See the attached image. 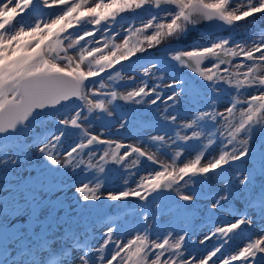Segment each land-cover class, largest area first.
Wrapping results in <instances>:
<instances>
[{
  "label": "snow or ice",
  "instance_id": "1",
  "mask_svg": "<svg viewBox=\"0 0 264 264\" xmlns=\"http://www.w3.org/2000/svg\"><path fill=\"white\" fill-rule=\"evenodd\" d=\"M257 16L0 0V264H264Z\"/></svg>",
  "mask_w": 264,
  "mask_h": 264
},
{
  "label": "trees",
  "instance_id": "2",
  "mask_svg": "<svg viewBox=\"0 0 264 264\" xmlns=\"http://www.w3.org/2000/svg\"><path fill=\"white\" fill-rule=\"evenodd\" d=\"M241 24L242 25H245L246 26V28L248 29V30H250L251 32H254L255 30H256V26L258 25V26H260V27H264V20H262L259 16H257V18L255 19V21H253V20H251V19H249L248 21H247V23L245 24V22H241ZM243 31H244V28H241V30H240V33L241 34H239V35H236V38L237 39H241L242 38V33H243ZM199 34V33H198ZM224 34L225 35H227V32H224ZM200 35V34H199ZM207 35V33H204V34H202V35H200V36H206ZM191 38H195V36L194 37H190V39Z\"/></svg>",
  "mask_w": 264,
  "mask_h": 264
},
{
  "label": "rangeland",
  "instance_id": "3",
  "mask_svg": "<svg viewBox=\"0 0 264 264\" xmlns=\"http://www.w3.org/2000/svg\"><path fill=\"white\" fill-rule=\"evenodd\" d=\"M125 135H128V134L125 133ZM129 142H132V141H129ZM120 183H121L120 174L118 172H114L112 174L111 178H110V183H109L108 187H109V189H112L113 187H118ZM67 196H71V193L70 192L67 193ZM105 203H107V202H101L102 205L105 204ZM204 227H205V224L199 223V224L196 225V231L200 230L201 228H204Z\"/></svg>",
  "mask_w": 264,
  "mask_h": 264
},
{
  "label": "water",
  "instance_id": "4",
  "mask_svg": "<svg viewBox=\"0 0 264 264\" xmlns=\"http://www.w3.org/2000/svg\"><path fill=\"white\" fill-rule=\"evenodd\" d=\"M204 33H207V30H205V29H201V30H199V34H200V35H202V34H204Z\"/></svg>",
  "mask_w": 264,
  "mask_h": 264
},
{
  "label": "bare ground",
  "instance_id": "5",
  "mask_svg": "<svg viewBox=\"0 0 264 264\" xmlns=\"http://www.w3.org/2000/svg\"><path fill=\"white\" fill-rule=\"evenodd\" d=\"M197 232H199V230H197Z\"/></svg>",
  "mask_w": 264,
  "mask_h": 264
}]
</instances>
